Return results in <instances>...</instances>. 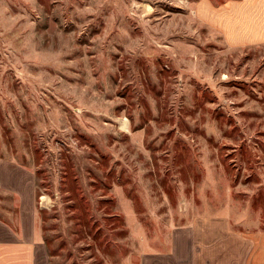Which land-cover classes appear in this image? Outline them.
Instances as JSON below:
<instances>
[{
	"label": "rangeland",
	"instance_id": "rangeland-1",
	"mask_svg": "<svg viewBox=\"0 0 264 264\" xmlns=\"http://www.w3.org/2000/svg\"><path fill=\"white\" fill-rule=\"evenodd\" d=\"M201 1L0 0V225L33 230L37 264L264 230V42Z\"/></svg>",
	"mask_w": 264,
	"mask_h": 264
},
{
	"label": "crops",
	"instance_id": "crops-1",
	"mask_svg": "<svg viewBox=\"0 0 264 264\" xmlns=\"http://www.w3.org/2000/svg\"><path fill=\"white\" fill-rule=\"evenodd\" d=\"M248 5L246 15L236 23L234 17L228 16L220 7L210 1H201L199 11L206 21L217 26L230 44H255L264 42V0H245ZM232 7V3L224 4ZM223 7V6H221ZM224 13L226 15H224ZM18 231L9 225H0L2 230L9 233L8 238H0V264H37V253L41 241L36 239L33 230L21 222ZM179 228L184 234L190 233L185 241L174 239L170 250L165 257L167 263L173 264H264V230L251 232L231 233L230 238L222 235V226L210 236H196L197 226ZM13 233H12V231ZM208 238V239H206ZM152 264H164V253L153 254ZM154 256H158L155 258ZM147 256H142L141 264H146Z\"/></svg>",
	"mask_w": 264,
	"mask_h": 264
}]
</instances>
